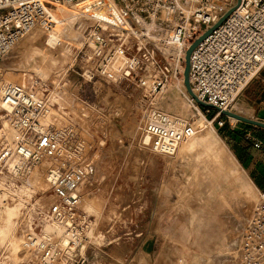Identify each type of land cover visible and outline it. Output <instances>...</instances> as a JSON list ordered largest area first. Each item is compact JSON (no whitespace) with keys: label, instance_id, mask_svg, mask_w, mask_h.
I'll return each instance as SVG.
<instances>
[{"label":"rangeland","instance_id":"rangeland-1","mask_svg":"<svg viewBox=\"0 0 264 264\" xmlns=\"http://www.w3.org/2000/svg\"><path fill=\"white\" fill-rule=\"evenodd\" d=\"M85 2L62 7L55 24L47 23L35 29L0 61V91L7 83L24 82L37 94L55 95L57 102L50 108L59 106L66 109L67 115H73L72 119L62 115L65 119L63 123L60 120L61 126L50 127L54 130L71 127L76 138L89 145L90 150L86 153L94 164V178H103L96 193L88 194L84 199V208L94 215L102 213L99 219L95 217L90 234H102L109 241L117 235V243L108 247L109 252L104 257L107 264H113L112 260L117 264H148V259L139 254L141 244L151 239L157 240L162 255L149 264H236L240 252L235 246L244 235L259 196L241 172V166L237 163L238 167L225 148L219 147L221 141L215 132L216 125L210 123L216 110L209 109L212 112L206 117L209 124L203 121L204 128L197 123L194 134L180 144L182 147L179 146V152L177 150L174 156L165 158L143 148L141 128L153 108L181 105L183 120L190 117L187 96H191L184 84L185 62L182 72L172 60L174 53L155 45L160 35L155 27L149 39L143 42L155 49L154 65L142 62L130 77L117 76L115 84L102 79L85 81L82 73L86 57L94 46L90 43L94 40L93 34L106 37L107 32H114L96 26V21L88 17L89 9L80 6ZM115 2L123 10L126 1ZM125 18L131 29L140 31L130 15ZM126 33V30L117 29V34L124 40L122 48L131 45L125 57L139 58L140 52L132 47L136 41ZM119 45L120 41H117ZM164 68L167 69L165 75L161 70ZM145 81H150L151 88L146 87ZM159 81L162 84L155 88ZM239 97L228 110L237 108V115L245 114L244 108L251 112L249 106L238 101ZM84 106H92V115L86 118L89 123L81 115ZM4 114L1 108L0 129L5 124ZM199 120L200 117L194 118L191 125ZM233 120L229 118L228 121L244 124ZM101 140L104 145L98 146ZM3 141L0 140V146ZM49 166L40 164L32 170L44 177ZM8 182L6 184L11 187ZM15 185L21 187L23 183L20 181ZM12 188L8 189L11 196L6 199L7 203H11V198H17ZM47 194L52 193L49 190ZM40 197L43 196L35 193L29 202ZM0 206V232H8L9 236L0 234V264H20L18 253L26 251L16 242V247L12 245L18 209L1 198ZM215 209L218 228L213 224L216 222ZM16 236L19 237L18 233ZM6 246H10L13 253L8 248L2 257Z\"/></svg>","mask_w":264,"mask_h":264},{"label":"built area","instance_id":"built-area-1","mask_svg":"<svg viewBox=\"0 0 264 264\" xmlns=\"http://www.w3.org/2000/svg\"><path fill=\"white\" fill-rule=\"evenodd\" d=\"M80 1L0 0V61L42 23L55 24L62 7ZM125 1L121 10L124 17L130 15L140 27L139 32L130 29L125 35L133 36L136 42L132 47L140 52V57H125L131 45L122 48L124 40L117 34V27L113 26L114 32H107L106 37L94 33V40L90 42L94 46L86 57L82 73L84 80L102 79L115 84L117 76L130 77L142 62L154 65L155 49L143 43L150 36L142 29L145 21L159 29L155 45L161 50L172 51V60L183 72L185 55L191 45L234 9L198 44L189 58L191 91L199 102L217 108L211 125L215 121L219 127L223 126L224 122L219 120L221 112H231L228 108L264 69V0H239V4L238 0ZM117 41H120L119 46ZM117 54L125 58L124 63L118 72L110 73L109 63ZM161 70L165 75L167 69ZM160 84L161 81L156 83L155 88ZM1 101L9 109L6 115L19 134L13 141L14 148H9L6 143L0 146L1 190L13 187L15 192L18 189L15 184L45 159L50 165L46 177L54 198L48 207H41L32 200L21 209L16 233L28 248L29 255L20 264H104L105 247L117 240V235L110 241L102 234L95 242L89 239L95 216L84 208V199L88 194L96 193L103 182V178L96 179L92 175L90 156L86 153L90 150L89 145L76 138L71 127L54 130L50 126H40L38 118L50 105V94L42 92L38 97L28 86L7 84L2 88ZM187 106L191 111L188 120H172L160 112L149 114L141 133L148 141H143L142 147L152 154L163 155L166 149L191 133L194 118L203 115L206 120L210 115L208 108L200 110L189 96ZM246 137L253 139L251 132ZM253 147L263 150L264 144L254 140ZM8 181L11 187L6 184ZM258 196L257 212L241 241L236 264H264V185Z\"/></svg>","mask_w":264,"mask_h":264},{"label":"bare ground","instance_id":"bare-ground-1","mask_svg":"<svg viewBox=\"0 0 264 264\" xmlns=\"http://www.w3.org/2000/svg\"><path fill=\"white\" fill-rule=\"evenodd\" d=\"M82 5L86 6V8L89 9L88 17L90 19H93L94 21H96V23H98L101 26L102 29H107V28L111 29V28H113V26L117 27L118 29H122V30H126V31H129V30H127V28L131 29V26L129 25L128 21L124 17L123 12L118 8L117 3L115 2V0H86V2L84 4H81L80 6H82ZM42 25H43V23L40 25V27ZM153 27H154L153 23L152 24H148V25L145 24V27L142 28V29H146L147 30L145 33H147V32L150 33ZM26 37L21 39L11 51H13L18 46V44L21 41H23ZM52 38H54V37H52ZM52 38L50 40H52ZM124 60H125V58L123 56L117 54V56L114 57V59L109 63L108 72L113 73V72L117 71L123 65ZM23 83H21V84L24 85V86L27 85V83H25V84H23ZM7 84H11V83H7ZM7 84H5V85H7ZM145 85H146V87L150 86V88H151L152 84L150 83V81H145ZM2 88H1V91H0V109L2 108L3 112L6 114V113L9 112V109L2 104V101H1ZM50 94H51V100L52 101H51L50 105L46 107L44 113L38 118V122H39L41 127H49V126H52V125H55V124L57 126H61V124L63 123V121L65 119V117L63 118L62 115H67L68 114L67 112H64V110H66V109L65 108L61 109L58 106V104H57V106H58L57 109L50 108V106L52 104L57 102L56 96L53 95L52 93H50ZM38 97H41L40 93H38ZM102 99H104V98L102 97ZM88 107H86V106L83 107L84 110L81 111V115L84 117L85 121H87L89 123V121L87 119H88V117L90 115H92V110H91L92 106H88ZM157 108L158 109L153 108V110L151 112H148L147 115H149V114H151L153 112H156L158 110H161V111H164L166 113V115H168L172 120H183V118H184V111H183V107L181 105L179 106V105H175V104L174 105L168 104L164 108H162L159 105V107H157ZM230 111H231V113H234L235 115H237L236 113H237L238 109L234 107ZM5 114L3 116V120H5V124L3 123L2 128L0 129V140L3 139L4 140L3 143H6L7 145H9V148H14L13 141L18 138L19 134H18L17 130L15 129V127L13 126L12 122L10 121L9 115L8 114L5 115ZM67 116H70V119L73 118V117L71 118V116H73V115H67ZM237 116H239V115H237ZM60 120H62L61 124H60ZM203 121H206V120L201 115L200 116V120L194 122L191 125V133H189L188 135L184 136L183 139L179 143L175 144L171 148L166 149L165 153L162 156H164L165 158H169V157L174 156L176 151L178 150L179 146H181L180 144L182 142L184 143L185 139L190 138L194 134L195 125L197 123L202 124L203 127H204V124H203L204 122ZM206 122L209 124L208 121H206ZM142 139H143L142 142L144 141V143H147V141H148L147 137L144 138L142 136ZM100 145L103 146L104 145V141L101 140L100 141ZM178 152H179V150H178ZM16 161H17V159L15 160V162ZM42 164H47V160H45V159L42 160ZM90 164H91V166H90L91 169L94 171L92 173V175L94 176V174H95V168L93 169L94 164L91 161H90ZM92 170H91V172H92ZM41 175L42 174L38 173L35 169L32 170L31 172H29V176L26 177V179L24 178L22 180L23 185L21 187H18L19 190L17 189L15 192H13V194H16L17 198H11V203H7L6 202V199L10 198L9 196H11L10 190H8L7 188H3L2 190H0V198L3 199V201L6 204H12L18 209V213H17V217L15 219L16 221H15V225H14V229H15L14 239H15V241L12 243V245L16 247V243H17L20 247L24 248L25 251H26V253H21V252L18 253V258H17V262L18 263L21 262V261L23 262V260L27 259L28 255H29L28 248L22 242L21 238L16 236V230H17L16 225H17V221H18L17 218H19V216H20L21 209L24 207L25 203L29 202V200L33 197V195L35 193H40L43 196V197L34 199L35 201H37L39 203V205L41 207H48L53 201L52 194H47L48 191L50 190V186H49V183L47 181V177L46 176L43 177ZM241 181H243V180H241ZM247 189H248V191H250L249 188H247ZM44 194H46V195L44 196ZM257 204H256V206H255V208H254V210L252 212V215L250 217V221L256 215ZM11 212H12V210H11ZM5 219H6V217H5ZM97 219H99V218L96 217V220ZM250 221H249V223H250ZM247 227H248V225H247ZM5 233H4V231L0 232L1 236L6 237V238L9 237L8 236V232H5ZM245 233H246V230L244 232V235H245ZM244 235L238 240V243L235 246V249H237L238 252H240L241 241L243 240ZM10 238H11V235H10ZM10 238L8 240H10ZM89 239H90L91 242L92 241L95 242L98 239V236H95L94 233H91L89 235ZM4 242H6V241H4ZM9 243H11V242H9ZM2 246H3V244H2ZM8 248H10V250H11L10 246H6V248L3 249L2 253H1L2 257L7 253ZM12 253H13V251H12ZM9 259H10V257H9ZM13 262H16V259H13Z\"/></svg>","mask_w":264,"mask_h":264},{"label":"crops","instance_id":"crops-1","mask_svg":"<svg viewBox=\"0 0 264 264\" xmlns=\"http://www.w3.org/2000/svg\"><path fill=\"white\" fill-rule=\"evenodd\" d=\"M238 101H241L243 105H247L251 108V112L247 111L245 108V114L239 116L246 119L256 121L258 123L264 124V69L261 74L252 80L249 85L244 89V92L240 94ZM261 106V107H260ZM212 112L210 111V114ZM212 120L216 113H212ZM223 120V126L219 127L215 121L213 124L216 125V135L217 138L221 141L219 147L225 148V150L234 158L235 163L239 164L238 167L241 169V172L247 179V181L252 185L253 189L258 193L264 185V149L256 150L253 147L254 140H260L264 144V129L257 128L249 124L236 125L232 124L229 119L225 116H221L219 120ZM222 121V120H221ZM235 121V120H233ZM240 124V123H239ZM257 127V126H256ZM252 133V140H248L246 135L247 133ZM200 146H204L203 143H200ZM247 175V176H246ZM249 178V179H248ZM248 190V189H247ZM202 196L198 197L197 204H200ZM101 199V198H100ZM102 205V199L100 208ZM216 222L213 223L218 228L217 224V209H215ZM94 215V214H93ZM98 218L102 216V213L99 215H94ZM212 217L214 215H211ZM157 238V237H156ZM132 239V238H130ZM238 240V239H237ZM117 243V240L112 241L106 247L104 252L107 254L109 252L108 247L111 244ZM125 243V242H124ZM128 243V242H127ZM117 245V244H116ZM117 254V253H116ZM145 259H148L149 263L156 262V259L162 255L157 248V240H146L141 244L140 254ZM203 257V256H202ZM103 259V263L107 264ZM113 264H117L116 260H112ZM145 264V263H141ZM198 264V263H196Z\"/></svg>","mask_w":264,"mask_h":264},{"label":"water","instance_id":"water-1","mask_svg":"<svg viewBox=\"0 0 264 264\" xmlns=\"http://www.w3.org/2000/svg\"><path fill=\"white\" fill-rule=\"evenodd\" d=\"M238 4H239V0H238ZM234 9H232L231 11H229L227 14H225L221 19L220 21L210 30H208L202 37H200L198 40H196L192 45L191 47L187 50L186 52V55H185V70H184V84H185V87L187 89V92L188 94L197 102V104L203 108H208V109H213V110H216L217 111V108L214 107V106H211V105H207V104H203L201 102H199L196 97L191 93V88L189 86V58H190V55L192 53V51L198 46V44H200L205 38H207L216 28H218L224 21L225 19L231 14V12L233 11ZM221 115L225 116V117H228V118H233L235 119L236 121H240L242 123H245V124H249V125H253V126H257V127H260V128H263L264 129V124L263 123H258L256 121H252V120H249V119H246L244 117H241V116H237L231 112H227V111H222L221 112Z\"/></svg>","mask_w":264,"mask_h":264}]
</instances>
